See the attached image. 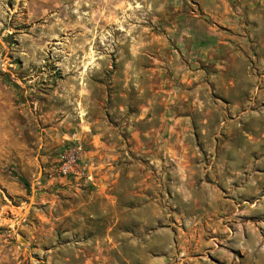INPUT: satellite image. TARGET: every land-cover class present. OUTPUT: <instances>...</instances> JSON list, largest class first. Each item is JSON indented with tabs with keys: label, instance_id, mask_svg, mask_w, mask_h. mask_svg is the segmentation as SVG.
<instances>
[{
	"label": "rangeland",
	"instance_id": "rangeland-1",
	"mask_svg": "<svg viewBox=\"0 0 264 264\" xmlns=\"http://www.w3.org/2000/svg\"><path fill=\"white\" fill-rule=\"evenodd\" d=\"M263 73L264 0H0V264H264Z\"/></svg>",
	"mask_w": 264,
	"mask_h": 264
},
{
	"label": "crops",
	"instance_id": "crops-1",
	"mask_svg": "<svg viewBox=\"0 0 264 264\" xmlns=\"http://www.w3.org/2000/svg\"><path fill=\"white\" fill-rule=\"evenodd\" d=\"M233 69V68H232ZM229 72H234L236 73L235 70H228ZM243 73L241 74H237V79L240 80L239 82H244L246 80V82L248 81V84L246 88H241L238 90V94L240 96V99H238V103H235L234 101V107H241L242 105L244 107H247L250 109V106L251 105H254L255 104V98L252 97L255 93V81H256V76L254 74H250L248 73V76L246 73ZM204 73L202 71H189L188 73H185L182 80L183 81H186L187 82V85H190L193 87V92H179V94H181V97L182 98H177V99H180L178 101H182L181 99L185 98V100H187L186 102L187 103H182L180 105H178L177 107L175 106H170V108L172 109L173 107V110L174 112H176V114L174 115L173 119L175 120V127H184L187 128L189 125H192V120H194V117H195V113H197V111L199 112V114L201 112H205V116H206V111H209V109H215V110H223L224 107L223 105L221 106L220 104L216 103V102H212V106H210V104H207L206 102V98H202V95L198 96L196 98L195 96V93H194V88H197V89H202L205 87V82H204ZM194 79H196L195 81H198L197 82V85L194 86ZM235 78L233 76H230L228 75L227 78H225V84H228V86H236L237 85V81L236 79L234 80ZM262 80V82H264V73H263V76L260 78ZM244 80V81H243ZM236 84V85H235ZM239 84V83H238ZM243 84H241L240 86H242ZM261 92H264V83H263V86L261 88ZM176 101V99H175ZM197 116V115H196ZM204 118V117H203ZM203 118H200V115H198V119L200 121L203 120ZM197 119V117H196ZM207 119L205 118L204 121H206ZM200 124V123H199ZM137 138L138 137H142V136H139L140 134H138V132H135L134 134Z\"/></svg>",
	"mask_w": 264,
	"mask_h": 264
},
{
	"label": "built area",
	"instance_id": "built-area-1",
	"mask_svg": "<svg viewBox=\"0 0 264 264\" xmlns=\"http://www.w3.org/2000/svg\"><path fill=\"white\" fill-rule=\"evenodd\" d=\"M62 173H63L64 176H67L68 174H71V173H76V171H73V168H72V165H71L70 161L65 163L62 166Z\"/></svg>",
	"mask_w": 264,
	"mask_h": 264
},
{
	"label": "trees",
	"instance_id": "trees-1",
	"mask_svg": "<svg viewBox=\"0 0 264 264\" xmlns=\"http://www.w3.org/2000/svg\"><path fill=\"white\" fill-rule=\"evenodd\" d=\"M18 180L21 182V183H23L24 185H26V183H25V180L22 178V177H18Z\"/></svg>",
	"mask_w": 264,
	"mask_h": 264
}]
</instances>
